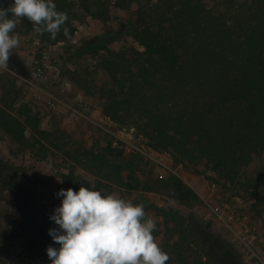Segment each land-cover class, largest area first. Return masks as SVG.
<instances>
[{
  "label": "rangeland",
  "instance_id": "374dc122",
  "mask_svg": "<svg viewBox=\"0 0 264 264\" xmlns=\"http://www.w3.org/2000/svg\"><path fill=\"white\" fill-rule=\"evenodd\" d=\"M101 1L109 8L106 19L79 13L69 39L43 40L26 18L13 30L20 42L8 70H0V115L19 120L24 139H8L0 127V213L10 216L1 229L10 226L17 234L59 230L49 219L63 199L56 194L80 187L103 193L107 182L88 156L111 145L122 151L121 160L112 158L116 163L135 156L142 160L136 173L141 180L148 172L173 174L195 193L192 204H181L162 194L112 186V194L142 204L147 217L156 221L153 236L172 262L264 264V159L251 172V182L242 177L230 183L200 160L178 161L173 154L151 150L128 122L103 113L101 96L118 87L107 72L112 53H142L133 38L136 25L158 23L179 0ZM203 2L230 26L264 22V0ZM12 3L0 0L4 8ZM35 61L51 68L37 77Z\"/></svg>",
  "mask_w": 264,
  "mask_h": 264
},
{
  "label": "trees",
  "instance_id": "16d2710c",
  "mask_svg": "<svg viewBox=\"0 0 264 264\" xmlns=\"http://www.w3.org/2000/svg\"><path fill=\"white\" fill-rule=\"evenodd\" d=\"M53 3L68 15L55 39L42 34L53 43L74 36L73 19L79 13L100 20L109 15L101 0ZM133 38L142 53H112L107 72L118 87L101 96L104 115L128 122L157 153L173 154L178 161L200 160L230 183L242 177L251 182V172L264 159V22L230 26L203 0H179L158 23L137 24ZM0 127L8 139H24L23 125L15 118L1 114ZM121 157L122 151L111 145L88 156L107 182L102 195L119 186L181 204L194 202L195 193L181 178L148 172L141 180L136 173L142 160L135 156L116 163ZM166 264L175 263L170 258Z\"/></svg>",
  "mask_w": 264,
  "mask_h": 264
},
{
  "label": "clouds",
  "instance_id": "9594fccd",
  "mask_svg": "<svg viewBox=\"0 0 264 264\" xmlns=\"http://www.w3.org/2000/svg\"><path fill=\"white\" fill-rule=\"evenodd\" d=\"M24 18L55 39L68 15L57 11L53 0H14L7 8L0 6V70H8L20 42L12 33ZM63 33L69 35L67 27ZM56 195L63 199L49 219L59 230L49 229L48 235L60 247L47 248L51 264H166L170 259L156 242V221L147 217L142 204L86 187L61 189Z\"/></svg>",
  "mask_w": 264,
  "mask_h": 264
},
{
  "label": "flooded vegetation",
  "instance_id": "af4514ba",
  "mask_svg": "<svg viewBox=\"0 0 264 264\" xmlns=\"http://www.w3.org/2000/svg\"><path fill=\"white\" fill-rule=\"evenodd\" d=\"M9 219L0 213V223L6 225ZM8 227H0V264H51L46 250L49 246L59 249L60 245L52 242L47 230H21L17 234Z\"/></svg>",
  "mask_w": 264,
  "mask_h": 264
},
{
  "label": "built area",
  "instance_id": "2783aa9c",
  "mask_svg": "<svg viewBox=\"0 0 264 264\" xmlns=\"http://www.w3.org/2000/svg\"><path fill=\"white\" fill-rule=\"evenodd\" d=\"M36 64V76L37 77H42L45 72H46V69H50L51 67L50 66H47V65H43L42 67L39 66V62H34Z\"/></svg>",
  "mask_w": 264,
  "mask_h": 264
}]
</instances>
